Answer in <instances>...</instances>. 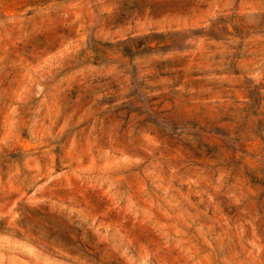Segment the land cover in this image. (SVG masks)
Returning a JSON list of instances; mask_svg holds the SVG:
<instances>
[{"label": "rangeland", "instance_id": "1", "mask_svg": "<svg viewBox=\"0 0 264 264\" xmlns=\"http://www.w3.org/2000/svg\"><path fill=\"white\" fill-rule=\"evenodd\" d=\"M0 264H264V0H0Z\"/></svg>", "mask_w": 264, "mask_h": 264}]
</instances>
